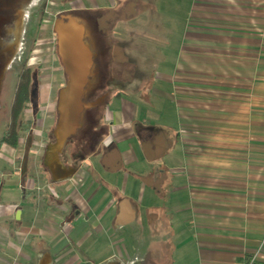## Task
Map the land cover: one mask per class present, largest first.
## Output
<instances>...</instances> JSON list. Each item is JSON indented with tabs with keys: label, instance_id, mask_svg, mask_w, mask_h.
<instances>
[{
	"label": "crops",
	"instance_id": "obj_1",
	"mask_svg": "<svg viewBox=\"0 0 264 264\" xmlns=\"http://www.w3.org/2000/svg\"><path fill=\"white\" fill-rule=\"evenodd\" d=\"M187 1L190 45L197 56H190V65L178 68L174 77L164 75L165 83L160 88L151 92H145L143 86L135 89L132 93L139 90H143L144 96L147 93L145 104L126 101L127 93L131 92L128 86L122 90L114 85V94L111 85V94L123 93L107 107V136L97 151L79 161L82 164L78 169L69 168L71 176L57 179L52 169H37L33 178H29L28 169H18L21 185L17 191L10 186L11 172L16 174V169L6 173L0 169V261L3 264H64L57 260L63 256H69L70 264H128L122 261L124 251L130 257L139 256L141 261L137 264H143V254L129 252L142 249L141 241L147 239L137 236L136 224L141 210L153 208L156 197L161 195L144 178L152 177L155 182V178L166 177V171L173 178L165 179V211L176 220L179 239L171 250L181 252L183 257L169 264H250L252 261L264 264V0ZM197 4L221 8L225 20L233 22L232 30L225 28L227 34L223 33L220 41L214 37L199 39L197 28L191 24L193 13L198 11ZM119 45L117 48L122 49L123 43ZM219 47L223 52L220 55L213 52ZM199 49L210 52L199 55ZM198 59L207 63L205 71L193 68ZM114 60L116 63V56ZM210 67L213 70H207ZM196 71L242 78L244 92L246 80L253 81L246 91L252 94V102H248V107L244 101L234 107L243 112L252 108V119H245V113L238 115L236 110L237 116L225 123L229 134L231 126H250L248 133L236 128L231 134L244 148L249 139L252 141V155L248 153V163L243 169L240 165L238 169H230L228 151L232 140L224 144L226 151L221 152V164L216 161L217 165H211V169H198L191 160L187 151L191 148L182 134L185 118L182 110L187 109L182 104H187L188 99L179 105L174 78L194 75ZM110 77L122 76L111 71ZM101 147L107 153L98 154ZM114 160L121 163L119 169L112 166ZM163 161L171 169H144V165L163 166ZM135 163L138 169H123ZM54 216L59 219V225L66 220L69 226L63 236L64 243L52 256L49 250L60 241ZM17 232L27 236L24 243Z\"/></svg>",
	"mask_w": 264,
	"mask_h": 264
},
{
	"label": "rangeland",
	"instance_id": "obj_2",
	"mask_svg": "<svg viewBox=\"0 0 264 264\" xmlns=\"http://www.w3.org/2000/svg\"><path fill=\"white\" fill-rule=\"evenodd\" d=\"M188 7L187 0H33V3H28L25 24L21 23L17 30L18 41L14 47L15 59L4 75L0 89L1 141L12 122L11 109L22 77L30 74L32 78H35V81L32 82L31 92L33 99L27 104L20 119L21 135L18 148L15 150L7 145H0V169L5 173L9 172V169H16V174L11 172L13 180V183L10 184L11 188L18 191L21 185V172H18V169H28L29 178H33V173L35 174L37 169H51L46 163V155L49 146L56 143L54 134L57 128L56 112L59 108L60 94L67 86L66 72L64 73L65 68L54 33L56 15L74 10L77 15V12L84 13L82 22H85L87 19L85 12L91 13L89 17L96 21L97 25L89 26L87 38L89 37L90 41L87 40V42L93 51H97V45H101L104 49L106 47L108 58L111 59L112 55H114V59L115 56L117 58L116 63L114 59L105 63L104 71L109 79L108 85H112L114 94L116 87L123 90L128 86L131 92L127 93L126 101L145 104L147 93L145 96L142 94L143 90L132 93L135 89L143 86L145 92L149 90L151 92L154 88H160L165 83L164 75L174 77L178 68L183 69L190 65V56H197L193 46L190 45L191 37L187 26V21L190 18L186 15ZM213 7L197 4L198 11L193 13L191 24L197 28L199 39L214 37V40L220 41L222 34H227L224 32L225 28H231V30L233 28V22L229 21V18V20H225L227 17L222 14L221 8ZM26 30L27 35L24 33ZM119 43H123L122 49L117 48ZM215 49L218 51H213L214 53L218 52L219 55L223 53L221 47ZM207 51L210 52L199 49L200 54L199 52L198 54L201 55ZM262 54V88L264 92V48ZM95 55L97 58V53ZM194 64L193 68L205 71L206 62H200L198 59ZM216 66L220 68L221 65L216 62ZM98 70L99 67L97 68L95 65L93 80L96 79ZM207 70L211 71L213 68L210 67ZM111 71L122 77H110ZM199 72L194 75L188 74L185 77L174 78V83L178 87L176 97L179 105L182 104V100L188 99L187 104H182V107L187 108L182 110V113H185L182 134L188 143V148H191L187 150L191 155V160L198 169H211V165H217L216 161L221 164L223 157L220 156L221 152L226 151L224 144L227 140H232L230 142L231 150L228 151L230 169H238L239 165L243 169L244 165L248 163L247 155L252 151V141L245 139L247 143L244 148L235 142L237 137L233 138L231 134L235 133L236 128L248 133L250 126L235 128L231 126L229 134L227 133L229 126H226L225 123L228 120L231 122L232 118L237 116V112L238 115L245 113V119H252V108L243 112L240 109H234V107L238 102L244 101L246 107H248L249 101L252 102V94L246 93V91H248L249 84L253 85V81L246 80L245 85L247 86L244 92L242 78L212 75L207 71L203 72L204 74ZM133 74L138 77L133 78ZM114 94L111 95L114 96ZM100 99L104 101V97L97 101ZM149 99H153V97L150 96ZM236 110L238 111L236 112ZM136 126L137 123L134 129ZM46 132L51 133L52 139L45 135ZM53 137L55 143H50ZM27 147L29 148L28 158H26ZM76 149L78 150L77 140L73 138L64 152V163L61 161L66 169H78L82 164L79 161L84 157L75 155ZM104 153H107L105 149L98 150V154L103 155ZM62 154L63 148L59 158ZM88 154L85 156H90L93 153ZM41 164L43 168H41ZM163 164L165 165L150 167L144 165V169H171L169 163L163 161ZM112 166L119 169L121 163L119 160H114ZM123 169H138V167L135 163L126 165ZM165 176L155 178V182L152 177L144 178V182L147 184L152 182V185L161 191V195L156 197L153 208L141 210L139 222L136 224L139 231L137 236L147 239L141 241L142 249L129 252L143 254L145 256L143 264H169L170 261H178L183 258L181 252L171 250L179 242L178 224L173 217L167 215L169 212L165 211L164 200L167 195L163 191L166 189L164 185L167 179L173 178L168 171L165 172ZM25 187L26 185L23 186V188ZM32 193L30 192V194ZM55 216L52 219H55L60 241L49 250L52 256L58 253L65 241L64 233L58 227L59 219ZM130 256L132 255L124 251L122 261L128 264H137L141 261L137 255ZM68 257H59L57 260L64 264H70L71 260H68ZM47 258L50 260V256ZM0 263L3 264L2 261Z\"/></svg>",
	"mask_w": 264,
	"mask_h": 264
},
{
	"label": "water",
	"instance_id": "obj_3",
	"mask_svg": "<svg viewBox=\"0 0 264 264\" xmlns=\"http://www.w3.org/2000/svg\"><path fill=\"white\" fill-rule=\"evenodd\" d=\"M66 20L67 22H65L64 18L59 20L56 23L55 29L59 38V54L68 76V83L65 88V91L68 92V96L66 100H63V92L60 94L58 108L59 121L54 133L56 140H59V132H63L64 141L62 148H64L66 141L70 137L75 136L82 128L81 122L84 112L103 101V99H100L93 104H86L84 102L87 93L94 86L93 71L95 68V54L91 45L86 40V26L73 16H68ZM71 36L73 37V40L77 41L80 50L84 54V58L77 57V60L73 59L69 42ZM28 156L29 148L27 147L26 158H28ZM63 171L65 172L64 175L58 179L72 175L70 169L64 167Z\"/></svg>",
	"mask_w": 264,
	"mask_h": 264
},
{
	"label": "trees",
	"instance_id": "obj_4",
	"mask_svg": "<svg viewBox=\"0 0 264 264\" xmlns=\"http://www.w3.org/2000/svg\"><path fill=\"white\" fill-rule=\"evenodd\" d=\"M96 49V48H95ZM106 47H102L101 45H97V58L95 59V64L98 70V75L94 80V86L91 90L87 93L84 102L85 103H94L99 98L104 97V101L102 104L95 105L94 107L87 109L83 114L82 119V128L77 132L74 137H70L65 146L63 148V154L60 156V160L64 163V152L67 150L68 144L74 138L77 140V147L75 155H81L83 157H88L85 155H89L88 153H93L97 151L98 145L104 140L107 136V126L105 123V114L107 107L109 106L110 102L120 95L112 96L110 93V86L108 85V76L105 74V63L111 59L108 58L106 54ZM99 55V56H98ZM65 73V71H64ZM66 83H68V76L65 73ZM33 80V81H32ZM35 81V78H32L30 74L23 76L22 81L20 82L18 89L16 91L14 97V103L11 109L12 115V122L10 127L7 129L6 133L4 134L3 138L0 141V145H7L12 149H17L19 146V139L21 135V116L26 109L28 103L32 101V82ZM59 121V112H56V119L55 123L58 125ZM51 133H45V135L52 139L50 136ZM55 143V138L50 141V143ZM105 147V146H104ZM103 148V147H101ZM100 149V148H99ZM98 149V150H99ZM41 168L43 165L41 164ZM250 262V261H249ZM249 264V263H248Z\"/></svg>",
	"mask_w": 264,
	"mask_h": 264
},
{
	"label": "flooded vegetation",
	"instance_id": "obj_5",
	"mask_svg": "<svg viewBox=\"0 0 264 264\" xmlns=\"http://www.w3.org/2000/svg\"><path fill=\"white\" fill-rule=\"evenodd\" d=\"M28 3H33V0H0V89L2 86V81L3 77L8 71L9 66L12 65L14 59H15V50L14 47L17 44L18 41V29L21 23L24 25L25 22V13L27 10V5ZM94 10V9H93ZM90 10V11H93ZM74 10H70L67 12L63 13H58L55 17V24H54V33L56 35V40L57 44L59 43V38L58 35L55 31L56 29V23L64 18L65 22H67L66 18L68 16H73L77 18L79 22L83 21V14L77 12ZM85 15L87 16L84 17L85 22H82L87 29V35H88V30L89 26L97 25L96 21H93L91 17V13H86ZM101 17V16H99ZM92 22V23H91ZM27 35V30L24 32ZM90 38L88 37L86 40H89Z\"/></svg>",
	"mask_w": 264,
	"mask_h": 264
},
{
	"label": "bare ground",
	"instance_id": "obj_6",
	"mask_svg": "<svg viewBox=\"0 0 264 264\" xmlns=\"http://www.w3.org/2000/svg\"><path fill=\"white\" fill-rule=\"evenodd\" d=\"M69 42H70V51L73 55V59L77 60V57L84 58L83 52L80 50L77 41L73 40L72 36L71 38H69ZM62 92H63V100H66L68 96V92H66L65 89ZM63 136H64L63 132L60 131L58 135L59 140H56L55 144H51L49 146L47 155H46V163L48 167L51 168L55 172V176L57 179L63 176L65 173L63 171L64 166L62 165L61 160L59 158V155L62 152V144L64 141Z\"/></svg>",
	"mask_w": 264,
	"mask_h": 264
},
{
	"label": "built area",
	"instance_id": "obj_7",
	"mask_svg": "<svg viewBox=\"0 0 264 264\" xmlns=\"http://www.w3.org/2000/svg\"><path fill=\"white\" fill-rule=\"evenodd\" d=\"M109 142L106 141L105 145L108 146ZM26 170V169H23ZM23 173V172H22ZM24 174V173H23ZM69 226V222L66 220H62L60 222L59 228L62 233H66L67 227ZM18 236L21 237L22 242L24 243L27 240V236H23L22 233L17 232ZM250 264H255V261H252Z\"/></svg>",
	"mask_w": 264,
	"mask_h": 264
}]
</instances>
